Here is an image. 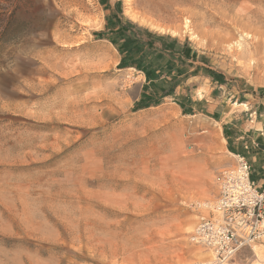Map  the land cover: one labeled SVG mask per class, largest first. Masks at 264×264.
Returning <instances> with one entry per match:
<instances>
[{"label": "rangeland", "instance_id": "obj_1", "mask_svg": "<svg viewBox=\"0 0 264 264\" xmlns=\"http://www.w3.org/2000/svg\"><path fill=\"white\" fill-rule=\"evenodd\" d=\"M119 21L226 86L142 104ZM263 96L264 0H0V264H210L191 236L236 164L210 114ZM227 264H264V239Z\"/></svg>", "mask_w": 264, "mask_h": 264}, {"label": "crops", "instance_id": "obj_2", "mask_svg": "<svg viewBox=\"0 0 264 264\" xmlns=\"http://www.w3.org/2000/svg\"><path fill=\"white\" fill-rule=\"evenodd\" d=\"M115 10L113 7L112 14H115ZM115 26L116 31L121 27L128 28L127 36L133 38L129 48L125 49L126 51L123 48L121 62L125 59L126 66L135 70L138 68L132 64L133 62L142 64L138 69L142 70L140 72L144 78L142 104L145 103L148 106L153 102L149 92L151 89L158 92L159 88L156 86L160 87L161 80H165L167 85L161 84L165 89L164 93L173 96L180 89V84L182 86L185 84L180 79L191 78L192 73L199 75L205 72L206 77L220 86H226L225 81H222L217 74L200 68V64L197 63L199 56L195 57L191 50L181 49L183 44L180 40L165 35L150 34V32H148L149 39L144 40L135 28L123 22L119 21ZM123 42L124 40L121 39V46ZM237 105L243 106L244 109L227 111L225 108L222 113L215 109L209 119L221 126L222 136L232 155L246 158L251 165V179L259 188L264 189V96L259 101H248ZM256 254L259 258L262 257L261 251L257 250Z\"/></svg>", "mask_w": 264, "mask_h": 264}, {"label": "built area", "instance_id": "obj_3", "mask_svg": "<svg viewBox=\"0 0 264 264\" xmlns=\"http://www.w3.org/2000/svg\"><path fill=\"white\" fill-rule=\"evenodd\" d=\"M213 217H201L191 241L206 248L213 264H227L246 247L264 239V189L251 179V165L237 156L221 173Z\"/></svg>", "mask_w": 264, "mask_h": 264}, {"label": "trees", "instance_id": "obj_4", "mask_svg": "<svg viewBox=\"0 0 264 264\" xmlns=\"http://www.w3.org/2000/svg\"><path fill=\"white\" fill-rule=\"evenodd\" d=\"M127 31H128V28L126 29V28H124V27H121L114 35L119 39V40H121V39H123L124 40V42H123V44H122V46H121V51L123 52V48H124V51H126L125 49H127V48H129V46H130V43L132 42V37H130V36H127ZM124 36H126V38H123ZM140 63H142V61H140ZM126 64H127V62H126V60L125 59H123L122 60V62H121V64H120V67L121 68H125V66H126ZM133 65H136V68H141V65L138 63V62H133L132 63ZM133 67H135V66H133ZM218 77H220L219 75H218ZM217 80V79H216Z\"/></svg>", "mask_w": 264, "mask_h": 264}, {"label": "bare ground", "instance_id": "obj_5", "mask_svg": "<svg viewBox=\"0 0 264 264\" xmlns=\"http://www.w3.org/2000/svg\"><path fill=\"white\" fill-rule=\"evenodd\" d=\"M256 251H257V249L255 248V252H256ZM208 257H209V256H206L205 259L208 258ZM210 262H211L210 264H213L212 261H210Z\"/></svg>", "mask_w": 264, "mask_h": 264}]
</instances>
